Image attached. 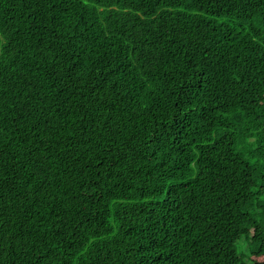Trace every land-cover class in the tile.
Listing matches in <instances>:
<instances>
[{"label": "trees", "instance_id": "1", "mask_svg": "<svg viewBox=\"0 0 264 264\" xmlns=\"http://www.w3.org/2000/svg\"><path fill=\"white\" fill-rule=\"evenodd\" d=\"M263 190L264 0H0V264H264Z\"/></svg>", "mask_w": 264, "mask_h": 264}, {"label": "rangeland", "instance_id": "2", "mask_svg": "<svg viewBox=\"0 0 264 264\" xmlns=\"http://www.w3.org/2000/svg\"><path fill=\"white\" fill-rule=\"evenodd\" d=\"M264 192V190H263ZM249 241H251V239H249ZM254 246V243H249L247 239L242 238L238 243H237V247H238V251L241 253V256L243 258V261L246 263H251L252 260L249 259L248 256V252L250 250V248Z\"/></svg>", "mask_w": 264, "mask_h": 264}]
</instances>
